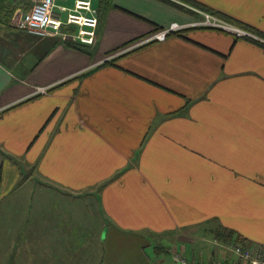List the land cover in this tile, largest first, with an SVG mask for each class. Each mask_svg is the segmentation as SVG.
Returning a JSON list of instances; mask_svg holds the SVG:
<instances>
[{
    "label": "crops",
    "instance_id": "crops-1",
    "mask_svg": "<svg viewBox=\"0 0 264 264\" xmlns=\"http://www.w3.org/2000/svg\"><path fill=\"white\" fill-rule=\"evenodd\" d=\"M96 2L87 51L0 43V264H163L159 249L230 264L220 230L264 245V42L189 26L120 52L199 19L188 7L264 40V0ZM200 228L204 261L185 250Z\"/></svg>",
    "mask_w": 264,
    "mask_h": 264
},
{
    "label": "built area",
    "instance_id": "built-area-1",
    "mask_svg": "<svg viewBox=\"0 0 264 264\" xmlns=\"http://www.w3.org/2000/svg\"><path fill=\"white\" fill-rule=\"evenodd\" d=\"M12 3L10 23L16 29L39 37L58 36L61 39H69L83 45L94 43L98 17L97 9L92 5V0H73L71 7L57 4L56 0H13ZM180 4L188 7L185 3ZM188 8L195 10L201 17L188 24L171 22L167 27L156 30L134 44L125 47L120 52L148 42L163 41L168 35L180 32L189 26L215 28L236 38H251L264 42L256 34L210 12L192 7ZM70 28L75 29L69 31ZM46 89L45 87H38L36 93H45ZM224 247L236 256L230 264H264L263 244L251 246L229 240L224 243ZM173 259L176 264H187L181 254H176ZM209 264H224L223 257L214 258Z\"/></svg>",
    "mask_w": 264,
    "mask_h": 264
},
{
    "label": "rangeland",
    "instance_id": "rangeland-1",
    "mask_svg": "<svg viewBox=\"0 0 264 264\" xmlns=\"http://www.w3.org/2000/svg\"><path fill=\"white\" fill-rule=\"evenodd\" d=\"M12 2H13V0H6V5H8L7 8H12V6H13ZM24 4H25V1H24ZM92 5L98 6L96 0H92ZM9 24L12 28H15L10 23V20H9ZM1 25L2 24H0V43H3L4 41L9 40L13 35H10L9 33H7L6 30L4 29V27H2L3 25L2 26ZM20 182H21V180H20ZM22 182H24V181L22 180ZM41 182L42 181H40V179L33 178L30 182H28V184L29 185L35 184L36 189L35 188L34 189L38 192V193L36 192L37 195L38 194L40 195L39 197L44 198L43 200H47L50 203H54V202H60L61 200L68 201L71 199V197L69 195L68 196L66 195L65 198H62V197L58 198L57 194H55L52 189L46 190L45 192H44V190L42 191L40 186H39L41 184ZM43 182H42V184L48 185V184H45ZM18 183H19V179H18ZM50 187L53 188L52 185H50ZM45 196L47 198H45ZM90 218L94 219L95 217L93 215V217H90ZM198 230L199 231H197L194 235V240L193 241L192 240L187 241V244H185V246H186L185 250H186V254L188 256L193 257L194 259H198L199 261H204V259L206 258V256H204V255H206L208 253L210 254L216 247H215V244L212 242L213 234H210V232H206L207 231L206 229H205L206 231L204 229L202 230L201 228ZM90 243H92V242H90ZM85 245H86V249H87L88 244H85ZM93 248L94 247H91V249H93ZM156 251H157V249H156ZM170 252H168L167 250L159 249L158 256L163 258V264H171L170 256L174 257V256H176V254L180 255V253L178 251L172 252V250H170ZM91 258H94V257H91Z\"/></svg>",
    "mask_w": 264,
    "mask_h": 264
},
{
    "label": "trees",
    "instance_id": "trees-1",
    "mask_svg": "<svg viewBox=\"0 0 264 264\" xmlns=\"http://www.w3.org/2000/svg\"><path fill=\"white\" fill-rule=\"evenodd\" d=\"M7 7H8V5H6V0H0V24L3 25V26L2 25L1 26L4 27L6 32H14L15 30H19V29L12 28L10 26L9 20H10V14H11L12 8H7ZM98 23H99V21H98ZM97 26H98V24H97ZM74 29L75 28H70L69 31H73ZM96 30H97V27H96ZM59 41H60V39L57 38V39H55L54 43H57ZM64 42L70 47H73V48H76V49H79V50H82V51H87L86 50L87 46H85L83 44H80L78 42H74V41H71L69 39L64 40ZM215 233H216L218 238H220V239H222L224 241L233 240V241H236V242H242L243 243V239L239 235L234 234V232H232V231H227L226 232V231L220 230V231L215 232Z\"/></svg>",
    "mask_w": 264,
    "mask_h": 264
},
{
    "label": "water",
    "instance_id": "water-1",
    "mask_svg": "<svg viewBox=\"0 0 264 264\" xmlns=\"http://www.w3.org/2000/svg\"><path fill=\"white\" fill-rule=\"evenodd\" d=\"M104 231H105V229H104ZM104 231H103V233H102V236H104Z\"/></svg>",
    "mask_w": 264,
    "mask_h": 264
}]
</instances>
